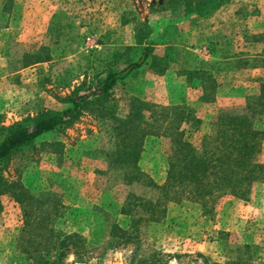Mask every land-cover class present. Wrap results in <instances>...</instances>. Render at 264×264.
Instances as JSON below:
<instances>
[{
    "label": "rangeland",
    "instance_id": "rangeland-1",
    "mask_svg": "<svg viewBox=\"0 0 264 264\" xmlns=\"http://www.w3.org/2000/svg\"><path fill=\"white\" fill-rule=\"evenodd\" d=\"M165 3L0 0V137L2 127L30 125L42 114L63 112L70 98L93 93L111 53L148 35L157 43L155 53L169 56V67L161 73L145 64L120 82L111 102L117 117L128 114L134 97L157 106H184L197 118L182 126L184 136L199 146L203 137L215 134L219 115H244L251 108L264 132L258 101L264 85V0H232L210 17L176 14L165 10ZM47 53L49 61L26 66ZM133 56L137 59L139 51ZM192 69L215 82L214 100H199L203 80L189 83L185 72ZM159 131L146 137L138 165L162 185L176 143L164 128ZM115 148L111 123L84 111L13 155L0 177L37 202L22 205L9 194L0 197V264H34L19 242L25 211L52 219L59 233L82 236L83 247L67 254L63 264H136L138 259L264 264V180L247 198L223 196L209 213L188 199L169 202L166 217L143 223L132 242L113 237L114 224L130 226V217L121 213L128 195L150 200L159 195L142 183H127V170L108 158ZM257 160L264 165V138Z\"/></svg>",
    "mask_w": 264,
    "mask_h": 264
},
{
    "label": "trees",
    "instance_id": "trees-1",
    "mask_svg": "<svg viewBox=\"0 0 264 264\" xmlns=\"http://www.w3.org/2000/svg\"><path fill=\"white\" fill-rule=\"evenodd\" d=\"M230 1L166 0L165 10L183 16L210 17ZM171 31L169 29L161 37H166ZM136 46L141 47L137 49ZM156 46V41L148 35L138 39L135 44L126 45L123 51L116 49L111 53L112 57L105 70L96 77L97 85L93 93L70 98L69 106L63 112L42 114L30 125L2 127L0 173L7 168L17 151L32 145L41 135L73 122L84 111H89L102 121L111 123L116 148L107 155L111 163L127 170V183H142L157 189L159 193L156 200L136 194L128 195L121 213L130 217V226L122 229L114 224L111 232L113 237L132 242L143 223L157 222L166 217L169 202L188 199L200 203L209 213L214 210L218 200L227 194L247 198L253 185L264 180V165L257 160L264 132L255 121L253 109L249 108V113L244 115H219L215 134L203 137L199 146L184 136L182 126L197 121L193 112L184 106H157L134 97L128 114L117 117L115 105L111 102L113 91L120 82L145 64L161 73L167 71L169 56L156 54ZM135 51H139L137 59L133 56ZM50 58L51 54L47 53L46 57L34 59L26 66L46 62ZM185 73L191 84L195 80L204 79L199 69L186 70ZM200 84L204 93L199 100H214L217 87L215 82L210 83L206 79ZM258 101L263 111L264 85ZM162 128L165 129L163 134L172 137L176 149L169 163L166 180L158 185L141 170L138 163L146 137L160 132ZM14 189L15 184L0 177V197L9 194L14 202L22 205L37 202L29 191L15 192ZM42 207L39 204L36 209ZM25 218L19 242L22 253L32 258L34 264H63L67 254H76L83 247L84 240L80 234L59 233L52 227V219L33 218L27 211ZM30 228L35 232L32 233ZM136 264L152 263L138 259Z\"/></svg>",
    "mask_w": 264,
    "mask_h": 264
},
{
    "label": "built area",
    "instance_id": "built-area-1",
    "mask_svg": "<svg viewBox=\"0 0 264 264\" xmlns=\"http://www.w3.org/2000/svg\"><path fill=\"white\" fill-rule=\"evenodd\" d=\"M203 54L208 56V52L207 51H203Z\"/></svg>",
    "mask_w": 264,
    "mask_h": 264
}]
</instances>
